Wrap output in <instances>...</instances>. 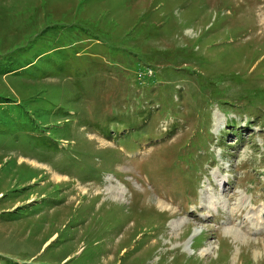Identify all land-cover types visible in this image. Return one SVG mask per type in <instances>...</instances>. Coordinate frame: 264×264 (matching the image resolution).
Instances as JSON below:
<instances>
[{
	"label": "rangeland",
	"instance_id": "1",
	"mask_svg": "<svg viewBox=\"0 0 264 264\" xmlns=\"http://www.w3.org/2000/svg\"><path fill=\"white\" fill-rule=\"evenodd\" d=\"M127 263L264 264V0H0V264Z\"/></svg>",
	"mask_w": 264,
	"mask_h": 264
},
{
	"label": "trees",
	"instance_id": "2",
	"mask_svg": "<svg viewBox=\"0 0 264 264\" xmlns=\"http://www.w3.org/2000/svg\"><path fill=\"white\" fill-rule=\"evenodd\" d=\"M226 112V111H225ZM228 126L229 127H232V128H230V129H234V126H231L229 123H228ZM214 156H216V154L213 152V161H214V159H215V157ZM176 168H179V169H181V167H179V166H177ZM82 169H84V168H82ZM85 171H86V174H87V170L85 169ZM181 171H183V169H181ZM95 172L97 173L98 172V170H95ZM190 173V172H189ZM89 177H86V179H88ZM90 179V178H89ZM158 227H160V226H158ZM153 229H155V228H157V226H154V227H152ZM151 228V229H152ZM150 231V229L145 233V235H147L148 234V232ZM191 235V232H189V234L187 235V237H189ZM138 240H140L141 242H142V240L141 239H138ZM136 241V240H135ZM220 248H222V245L220 244ZM127 252V251H126ZM221 253V252H220ZM128 264V263H127Z\"/></svg>",
	"mask_w": 264,
	"mask_h": 264
}]
</instances>
